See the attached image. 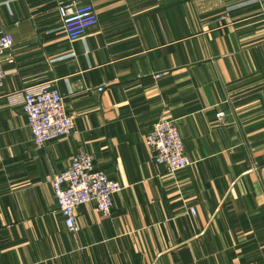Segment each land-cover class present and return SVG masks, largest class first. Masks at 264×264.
Wrapping results in <instances>:
<instances>
[{
	"label": "crops",
	"instance_id": "1",
	"mask_svg": "<svg viewBox=\"0 0 264 264\" xmlns=\"http://www.w3.org/2000/svg\"><path fill=\"white\" fill-rule=\"evenodd\" d=\"M67 1L0 0V264H264V0H85L98 24L74 41ZM48 83L75 129L38 148L24 89ZM160 119L192 161L174 174L146 142ZM79 149L124 190L73 232L50 177Z\"/></svg>",
	"mask_w": 264,
	"mask_h": 264
},
{
	"label": "built area",
	"instance_id": "2",
	"mask_svg": "<svg viewBox=\"0 0 264 264\" xmlns=\"http://www.w3.org/2000/svg\"><path fill=\"white\" fill-rule=\"evenodd\" d=\"M58 14L71 41L83 37L98 24L95 6L85 0H70L60 4ZM14 45L13 36L0 30V91L7 77L4 67L6 55L13 50ZM99 90H103V87ZM23 111L32 131L33 143L38 148L53 139L68 136L75 129V120L67 110L64 96L54 84L25 88ZM217 118L223 122L225 113H218ZM146 142L154 152L155 161L166 166L172 174L192 164L185 153L184 140L174 120L156 121L146 136ZM50 180L58 210L66 227L73 232L79 230L76 210L80 205L93 202L98 211L109 215L114 205V195L124 190L119 181L95 167L93 155L84 149H79L67 168L51 176ZM190 211L196 214L194 207Z\"/></svg>",
	"mask_w": 264,
	"mask_h": 264
},
{
	"label": "rangeland",
	"instance_id": "3",
	"mask_svg": "<svg viewBox=\"0 0 264 264\" xmlns=\"http://www.w3.org/2000/svg\"><path fill=\"white\" fill-rule=\"evenodd\" d=\"M56 199V198H55Z\"/></svg>",
	"mask_w": 264,
	"mask_h": 264
}]
</instances>
